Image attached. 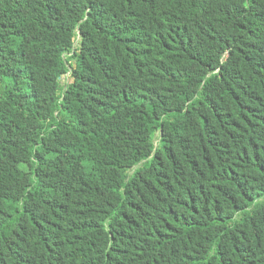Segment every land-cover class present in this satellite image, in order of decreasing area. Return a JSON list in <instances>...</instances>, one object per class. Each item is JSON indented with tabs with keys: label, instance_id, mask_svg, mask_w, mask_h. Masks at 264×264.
Wrapping results in <instances>:
<instances>
[{
	"label": "trees",
	"instance_id": "1",
	"mask_svg": "<svg viewBox=\"0 0 264 264\" xmlns=\"http://www.w3.org/2000/svg\"><path fill=\"white\" fill-rule=\"evenodd\" d=\"M0 264H264V0H0Z\"/></svg>",
	"mask_w": 264,
	"mask_h": 264
},
{
	"label": "rangeland",
	"instance_id": "2",
	"mask_svg": "<svg viewBox=\"0 0 264 264\" xmlns=\"http://www.w3.org/2000/svg\"><path fill=\"white\" fill-rule=\"evenodd\" d=\"M77 44V42L75 41V45ZM71 80V78H70V76H69V74H65V75H63L62 77H61V79H60V83L62 84V85H64V83H67V82H69Z\"/></svg>",
	"mask_w": 264,
	"mask_h": 264
}]
</instances>
